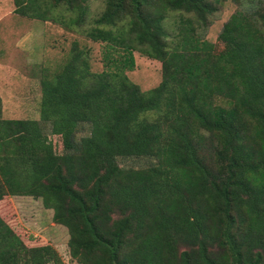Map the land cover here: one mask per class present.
<instances>
[{"label":"trees","instance_id":"obj_1","mask_svg":"<svg viewBox=\"0 0 264 264\" xmlns=\"http://www.w3.org/2000/svg\"><path fill=\"white\" fill-rule=\"evenodd\" d=\"M89 1L12 0L20 16L98 42L101 69L73 40L41 76L37 119L0 109V200L39 198L76 264H264V6L230 14L215 50L197 30L221 0H101L90 18ZM134 51L160 62L154 87L125 74ZM77 123L89 126L78 139ZM129 157L150 162H116ZM0 264L64 263L0 215Z\"/></svg>","mask_w":264,"mask_h":264},{"label":"rangeland","instance_id":"obj_2","mask_svg":"<svg viewBox=\"0 0 264 264\" xmlns=\"http://www.w3.org/2000/svg\"><path fill=\"white\" fill-rule=\"evenodd\" d=\"M101 0L88 2L89 18L102 9ZM264 6V0H221L216 9L207 15L204 28L197 30L201 38L211 42L215 50L223 45L217 34L223 22L236 10ZM12 0H0V109L1 117L14 119H37L42 74H51L64 61L73 40L88 49L92 71L101 69L100 44L90 41L78 31L65 29L62 25L20 16L14 11ZM179 11H167L162 20L165 30L170 31ZM183 16L191 14L182 13ZM134 67L126 71L128 79L140 90L154 87L161 78L160 62L138 51L133 52ZM223 103L221 98L215 100ZM87 123L74 125V137L88 133ZM46 142L54 152H61L60 138L51 132V125L44 126ZM121 167H145L146 157L118 158ZM98 165V164H97ZM100 168V165H98ZM51 209L44 208L39 198L6 195L0 200V215L22 241L51 245L64 264H76L70 258L66 241L67 230L54 223Z\"/></svg>","mask_w":264,"mask_h":264}]
</instances>
